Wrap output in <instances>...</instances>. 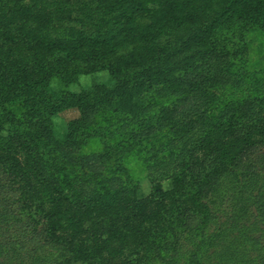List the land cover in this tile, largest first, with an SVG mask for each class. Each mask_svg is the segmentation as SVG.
<instances>
[{"label":"trees","instance_id":"16d2710c","mask_svg":"<svg viewBox=\"0 0 264 264\" xmlns=\"http://www.w3.org/2000/svg\"><path fill=\"white\" fill-rule=\"evenodd\" d=\"M252 29L264 0H0V264H205L223 224L264 264V77L241 61ZM101 70L110 85L70 89ZM157 95L169 99L135 132L166 129L145 194L99 174L120 149H79L102 137L98 113L142 116Z\"/></svg>","mask_w":264,"mask_h":264},{"label":"rangeland","instance_id":"374dc122","mask_svg":"<svg viewBox=\"0 0 264 264\" xmlns=\"http://www.w3.org/2000/svg\"><path fill=\"white\" fill-rule=\"evenodd\" d=\"M170 39L169 35H165L164 40ZM247 39L248 46L241 56V61L244 62L249 72L264 77V30H250L247 33ZM112 81L109 73L101 70L80 76L76 83L70 85V89L79 91L82 88L86 89L90 87L95 82L110 85ZM168 99V96H155L152 106L142 116L132 117L111 111L98 113L95 116L92 127L100 128L102 137L98 135L90 136L87 142L80 147V153L89 154L91 152L103 151L106 144L120 149L117 153L118 159H116L117 157L112 158L109 160L108 165L100 166L99 174L102 172L106 176L115 170V173L119 172L123 178L128 175L129 180L131 179L132 182H136L143 193H149L151 182L150 178H148V173L158 172V170L162 171L161 166H152V164L156 158L165 152L162 144L166 138L164 136L166 129L144 134L146 135L145 137L135 132L141 130L140 122L144 123L142 131L145 132L150 123L146 124L144 121L148 120H144V117L150 118L154 114V111ZM77 114L78 111L75 108H70L62 110L52 118V128L57 137L65 131L67 122L77 116ZM157 150L159 152L156 153ZM261 172L264 171L261 170ZM256 190H259L260 194L264 195V185L259 187V189H254V191ZM222 205L228 208V204L223 203ZM250 208L254 211L253 205ZM224 218L225 215L220 216L222 223ZM244 220V218L241 219L242 223L245 222L248 225L249 222ZM217 233L214 245L209 249L210 256L205 260V264H253L250 260L252 252L235 240V233L230 232L225 224L221 225Z\"/></svg>","mask_w":264,"mask_h":264}]
</instances>
